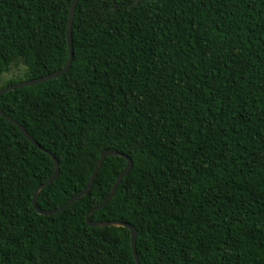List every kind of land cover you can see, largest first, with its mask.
<instances>
[{
  "label": "trees",
  "instance_id": "16d2710c",
  "mask_svg": "<svg viewBox=\"0 0 264 264\" xmlns=\"http://www.w3.org/2000/svg\"><path fill=\"white\" fill-rule=\"evenodd\" d=\"M71 3L0 0V82L26 74L0 90L66 65ZM72 40L66 74L0 97L59 163L38 208L113 150L132 169L91 220L134 226L141 264H264V0H79ZM126 166L41 215L54 161L0 115V264H136L128 228L86 221Z\"/></svg>",
  "mask_w": 264,
  "mask_h": 264
},
{
  "label": "water",
  "instance_id": "95a60500",
  "mask_svg": "<svg viewBox=\"0 0 264 264\" xmlns=\"http://www.w3.org/2000/svg\"><path fill=\"white\" fill-rule=\"evenodd\" d=\"M79 0H72L71 6H70V12H69V22H68V29H67V39H68V46H69V58L68 61L66 63V65L53 73H50L46 76H42L40 78L37 79H33V80H28V81H23L20 82L18 84H15L13 86H4L1 90H0V97L9 92V91H13L17 88H24V87H29V86H33V85H37L40 83H44L47 82L49 80H53L56 79L64 74H66L70 68H71V64L73 61V56H74V52H73V40H72V32H73V23H74V18H75V13H76V9H77V5H78ZM0 115L5 118L7 121L13 123L15 126H17L19 128V130L22 132V134L34 145L36 146L38 149H40L41 151L49 154L51 156V158L54 161V165H55V169H54V173L52 175V177L45 183L41 184L37 190L34 193L33 196V200H32V205L34 207V209L41 215L44 216H51V215H55L58 213L63 212L64 210H66L68 207H70L71 205H73L74 203H76L77 201L81 200L82 198H84L89 191L91 190L95 178L104 162V160L108 157H121L126 159L127 161V166L125 168V170L123 171V173L117 178L115 184L112 187V190L110 192V194L108 195V197L98 206H96L95 208H93L86 216V221L87 224L90 227L93 228H98V227H124V228H128L131 234V244H132V250H133V255L136 261V264H141L140 263V259L137 253V235L138 232L136 230V228L126 222H120V221H111V222H94L91 220V214L94 213L95 211L101 210L103 209L114 197L118 185L120 184V182L122 181V179H124L125 177L128 176V174L130 173L131 169H132V160L130 157L113 151V150H105L101 153L100 155V159L97 162V165L93 171V174L88 182V185L76 196L72 197L71 199H69L65 204H63L62 206H60L57 209L54 210H50V211H45V210H41L38 208L37 206V197L40 193V191L51 185L52 183H54L56 181V179L59 176V163L57 161V159L53 156V154H51L50 152H48L47 150H45L42 146H40V144H38L33 138L32 136L27 132V130L24 128V126H22L18 121L14 120L11 116L7 115L1 108H0Z\"/></svg>",
  "mask_w": 264,
  "mask_h": 264
},
{
  "label": "rangeland",
  "instance_id": "374dc122",
  "mask_svg": "<svg viewBox=\"0 0 264 264\" xmlns=\"http://www.w3.org/2000/svg\"><path fill=\"white\" fill-rule=\"evenodd\" d=\"M25 66L20 62L17 65H15V67L12 69V72L3 78L1 80V85H3L7 80H11L12 78H15L16 80H25L26 76H25Z\"/></svg>",
  "mask_w": 264,
  "mask_h": 264
}]
</instances>
